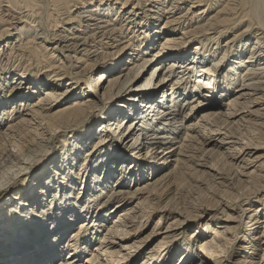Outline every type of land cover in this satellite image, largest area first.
Wrapping results in <instances>:
<instances>
[{
    "label": "bare ground",
    "instance_id": "bare-ground-1",
    "mask_svg": "<svg viewBox=\"0 0 264 264\" xmlns=\"http://www.w3.org/2000/svg\"><path fill=\"white\" fill-rule=\"evenodd\" d=\"M2 196L0 264H264V0H0Z\"/></svg>",
    "mask_w": 264,
    "mask_h": 264
},
{
    "label": "rangeland",
    "instance_id": "rangeland-1",
    "mask_svg": "<svg viewBox=\"0 0 264 264\" xmlns=\"http://www.w3.org/2000/svg\"><path fill=\"white\" fill-rule=\"evenodd\" d=\"M139 5H141V6H143L144 4L143 3H141V4H139ZM186 9L187 8H185L184 9V11H186ZM11 21H13V23H15L16 22V20H13V19H10ZM12 23V24H13ZM15 25V24H14ZM13 27V26H12ZM12 27H7V28H12ZM232 51V50H231ZM231 51L229 52V53H231ZM168 63V62H167ZM151 70H149V72H150ZM92 84L90 83V84H88V85H86V86H91ZM93 87L94 86H91V87H88V89H93ZM98 97V96H97ZM97 97H95V99H97ZM102 100V99H101ZM103 108V107H102ZM101 108V106L95 111V112H92L91 114H89L87 117H91L92 115H93V117L95 118V117H97V111H101L100 109H102ZM107 109H105V110H103L102 111V113L104 112V111H106ZM92 117V118H93ZM91 118V119H92ZM93 118V119H94ZM91 119L88 121V122H81V123H79V124H77V122L75 123V122H73V123H69L70 125L66 128V129H64L65 128V126L64 127H62V128H59V129H56V130H54V131H56V132H52L51 133V135L49 136V137H47L50 141H49V145L51 146V143L50 142H52V149L48 152V153H45V152H42V153H40L39 155H37L36 156V158H35V160L36 159H39V158H41V157H43V158H45V160L46 159H48L49 160V158H50V155L52 154V152L53 151H55L56 149H57V146L59 145V140L58 139H60V137H62L63 135H67L68 133H71V132H76V131H74V130H77V129H82V128H84V127H86V126H88L89 125V123H90V121H91ZM77 131H79V130H77ZM40 133H43V131H41ZM53 138H55V139H53ZM102 141V140H101ZM96 145V144H95ZM47 160V161H48ZM36 164V162H34V165ZM20 166V165H19ZM40 165L37 167V168H35L34 169V171L32 172V174L33 173H36V171H38L40 168ZM23 168V166L21 165L17 170H16V172L18 173V171H20V169H22ZM22 172V171H21ZM17 173L15 174V175H17ZM21 186V184H19V187ZM17 187V186H16ZM3 197L4 196H2L1 198H0V201H1V199H3ZM126 201H130V202H135L134 200H132V198L131 199H127ZM126 203V205H129L130 203ZM244 204V203H243ZM209 212L210 211H208L207 212V214H205V215H203L204 217H208V215H209ZM160 214H153L150 218H149V220L146 222V224L148 225V227L150 228L149 230H151V228L154 226V224L157 222V217L159 216ZM149 232V231H148ZM239 232H241V230H239ZM182 235H178V237H177V239L179 238V237H181ZM176 239V240H177ZM237 246L240 244V238H237ZM98 244V242L96 243V245ZM95 244H94V246H96ZM150 245V244H149ZM198 245L199 244H197V246L196 247H198ZM236 245V244H235ZM153 246H154V244H153ZM152 246V247H153ZM195 247V248H196ZM152 251H153V249H150V255H148L147 256V258L148 257H150L151 255H153V253H152ZM92 252V251H91ZM259 254H262V251H259L258 252ZM257 257V256H256ZM88 257H83V260H86ZM236 259H239L238 257L236 258Z\"/></svg>",
    "mask_w": 264,
    "mask_h": 264
}]
</instances>
